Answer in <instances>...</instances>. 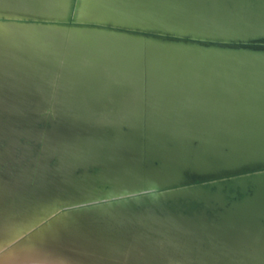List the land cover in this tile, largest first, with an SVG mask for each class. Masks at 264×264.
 <instances>
[{"label":"bare ground","instance_id":"obj_1","mask_svg":"<svg viewBox=\"0 0 264 264\" xmlns=\"http://www.w3.org/2000/svg\"><path fill=\"white\" fill-rule=\"evenodd\" d=\"M0 264H264V0H0Z\"/></svg>","mask_w":264,"mask_h":264},{"label":"snow or ice","instance_id":"obj_2","mask_svg":"<svg viewBox=\"0 0 264 264\" xmlns=\"http://www.w3.org/2000/svg\"><path fill=\"white\" fill-rule=\"evenodd\" d=\"M35 248H36V254L38 255H43L48 251L43 241L35 242Z\"/></svg>","mask_w":264,"mask_h":264}]
</instances>
